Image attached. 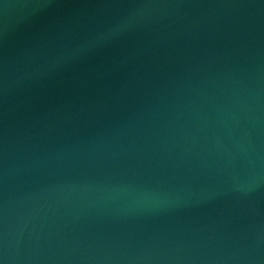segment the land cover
I'll return each mask as SVG.
<instances>
[{"label": "water", "instance_id": "obj_1", "mask_svg": "<svg viewBox=\"0 0 264 264\" xmlns=\"http://www.w3.org/2000/svg\"><path fill=\"white\" fill-rule=\"evenodd\" d=\"M0 264H264V0H0Z\"/></svg>", "mask_w": 264, "mask_h": 264}]
</instances>
